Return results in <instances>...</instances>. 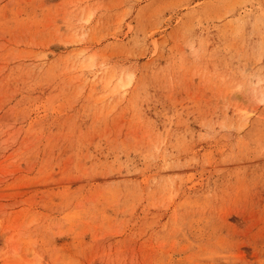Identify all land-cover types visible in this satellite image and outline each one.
I'll list each match as a JSON object with an SVG mask.
<instances>
[{
    "label": "rangeland",
    "instance_id": "1",
    "mask_svg": "<svg viewBox=\"0 0 264 264\" xmlns=\"http://www.w3.org/2000/svg\"><path fill=\"white\" fill-rule=\"evenodd\" d=\"M0 264H264V0H0Z\"/></svg>",
    "mask_w": 264,
    "mask_h": 264
},
{
    "label": "bare ground",
    "instance_id": "2",
    "mask_svg": "<svg viewBox=\"0 0 264 264\" xmlns=\"http://www.w3.org/2000/svg\"><path fill=\"white\" fill-rule=\"evenodd\" d=\"M92 65H93V64L90 63V65H88V66H92Z\"/></svg>",
    "mask_w": 264,
    "mask_h": 264
}]
</instances>
